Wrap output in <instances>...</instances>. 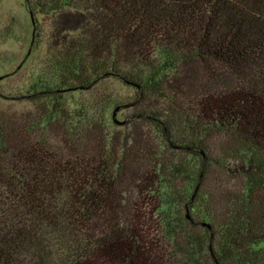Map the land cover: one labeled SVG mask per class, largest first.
<instances>
[{
    "label": "trees",
    "instance_id": "obj_1",
    "mask_svg": "<svg viewBox=\"0 0 264 264\" xmlns=\"http://www.w3.org/2000/svg\"><path fill=\"white\" fill-rule=\"evenodd\" d=\"M30 1L51 36L33 112L0 110V264H264V0ZM109 78L134 101L67 106ZM126 105L153 137L108 132Z\"/></svg>",
    "mask_w": 264,
    "mask_h": 264
},
{
    "label": "rangeland",
    "instance_id": "obj_2",
    "mask_svg": "<svg viewBox=\"0 0 264 264\" xmlns=\"http://www.w3.org/2000/svg\"><path fill=\"white\" fill-rule=\"evenodd\" d=\"M30 13L35 20V28ZM49 23V17L32 11L30 0H0V110H6L16 117H27L33 112V104L25 99V91L32 75L41 65L45 46L51 36ZM37 41L40 42L38 45ZM100 92L108 93L127 103L133 102L136 96L134 88L109 78L102 80L92 89L67 93V106L74 109L78 101L88 100ZM136 110L138 109L131 105L117 110L114 106L108 108V132L113 136L126 135L129 138L135 127L153 137L152 126L142 121L130 123ZM115 121L123 124L119 125Z\"/></svg>",
    "mask_w": 264,
    "mask_h": 264
},
{
    "label": "water",
    "instance_id": "obj_3",
    "mask_svg": "<svg viewBox=\"0 0 264 264\" xmlns=\"http://www.w3.org/2000/svg\"><path fill=\"white\" fill-rule=\"evenodd\" d=\"M30 16H31V21H32V24H33V26H34V28H35V23H34V19H33V16H32V14L30 13ZM117 109H119L118 107H116V110ZM113 116H115V111H114V113H113ZM117 124H119V125H122L123 124V122H117V121H115Z\"/></svg>",
    "mask_w": 264,
    "mask_h": 264
}]
</instances>
